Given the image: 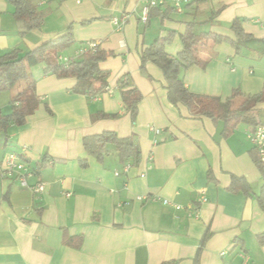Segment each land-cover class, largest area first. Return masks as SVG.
<instances>
[{"label":"crops","instance_id":"crops-1","mask_svg":"<svg viewBox=\"0 0 264 264\" xmlns=\"http://www.w3.org/2000/svg\"><path fill=\"white\" fill-rule=\"evenodd\" d=\"M32 1L43 22L22 36L14 8L0 0V55L13 48L25 53L71 31L74 44L60 57L77 59L96 43L111 54L100 64L111 92L90 99L75 92L74 78L45 74L43 64L30 69L39 104L23 125L0 129V161L26 154L33 171L27 183H43L44 190L0 179V264H264L257 242L264 212L255 198L263 182L248 140L253 126L241 122L225 131L221 120L190 117L168 101L158 67L140 68L141 51L169 33L166 52L177 55L191 22L205 23L195 34L233 39L230 26L240 20L246 34L264 39V0H189L181 11L168 3L146 23L139 0ZM200 56L205 68L179 74L189 92L225 101L239 90L238 104L263 89L264 53L242 57L228 43H207ZM124 77L142 97L134 121L120 97ZM24 88L0 92V116L10 115L12 98ZM257 108L264 125V104ZM102 133L128 138L137 163L120 162L113 146L101 161L89 156L83 138ZM232 176L245 180L250 195L228 191Z\"/></svg>","mask_w":264,"mask_h":264},{"label":"trees","instance_id":"trees-1","mask_svg":"<svg viewBox=\"0 0 264 264\" xmlns=\"http://www.w3.org/2000/svg\"><path fill=\"white\" fill-rule=\"evenodd\" d=\"M14 8L13 17L19 23V33L24 36L28 32L41 27L43 13L38 5L32 0H7ZM162 7V6H161ZM166 9V8H165ZM151 11L159 13L160 7L151 8ZM147 18V19H148ZM205 23H187L186 31L180 36L182 50L175 56H170L166 48L171 44L174 34L169 33L165 37L158 38L148 48L140 53V68L150 62L158 67L166 82L168 101L174 105H183L192 118L207 117L216 122L224 123L225 131H232L238 123H246L253 127L257 126L256 116L259 111L258 104H264V87L255 94L244 97L241 102L236 103L242 94L239 90L233 91L232 95L221 101L218 97L197 95L189 92L179 78L181 70L192 66L205 68L207 61L200 56L201 46L207 43H228L234 49L235 55L260 56L264 53V39H256L246 34L242 29V21L235 20L230 26L233 39L223 37L210 32L195 34L193 29L196 25ZM74 44L71 31L53 40L29 50L25 53L18 48H13L0 55V92L12 89L18 83H24L25 88L11 100V113L8 116H0V129L5 131L8 124L21 126L26 118L33 114L39 104V97L34 91V80L30 69L38 64L44 65V73L53 75L58 79L74 78L76 80L75 92L84 94L88 98L100 96L107 87V72L100 69V64L111 54L102 50L98 45L94 51H87L78 56L77 59L69 60L67 63L59 62L58 58L63 55ZM120 97L124 109L134 121L137 116L138 104L141 94L135 88H128L127 77L118 82ZM82 145L84 151L98 161L102 159V153L108 146H113L120 162L132 160L137 163L139 152L128 138H118L113 133H102L86 136ZM251 157L261 173L262 187L260 193L255 196L260 209L264 212V165L259 163L257 153L253 149ZM228 191L236 193L243 192L250 195V187L244 179L232 176ZM257 242L264 246V232L257 235Z\"/></svg>","mask_w":264,"mask_h":264},{"label":"built area","instance_id":"built-area-1","mask_svg":"<svg viewBox=\"0 0 264 264\" xmlns=\"http://www.w3.org/2000/svg\"><path fill=\"white\" fill-rule=\"evenodd\" d=\"M143 3L144 7L141 12V21L146 23L148 18V12L151 8L161 7L168 3H171L177 11H181L182 5L187 3L189 0H139ZM114 25L119 26L124 24V20H113ZM96 43L90 42L87 43L85 48H81L78 51V56L86 53L87 51L93 52ZM59 62L67 63L69 61L66 57H59ZM105 92L110 93V89L108 87L105 88ZM156 133H158L156 131ZM248 140L252 147L255 149L259 163L264 165V125L259 124L255 127H252L248 132ZM25 151V147L23 148ZM33 171L30 168L28 160L26 159V154H18V153H8L6 154L0 161V179L2 180H14L16 181L22 188L30 189L34 193H40L44 190L43 183H37L34 186H29L27 183V179L32 175ZM140 199L139 197L137 198ZM201 202H205V198L202 197ZM165 205L170 203L166 200L163 201ZM171 206L176 209H182L180 206L171 204ZM221 255H225L224 252Z\"/></svg>","mask_w":264,"mask_h":264},{"label":"rangeland","instance_id":"rangeland-1","mask_svg":"<svg viewBox=\"0 0 264 264\" xmlns=\"http://www.w3.org/2000/svg\"><path fill=\"white\" fill-rule=\"evenodd\" d=\"M262 118H263L262 120H263V122H264V117H262Z\"/></svg>","mask_w":264,"mask_h":264}]
</instances>
